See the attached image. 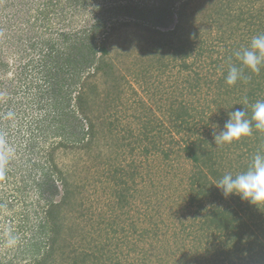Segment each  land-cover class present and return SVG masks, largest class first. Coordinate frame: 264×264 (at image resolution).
Returning a JSON list of instances; mask_svg holds the SVG:
<instances>
[{
	"label": "trees",
	"instance_id": "16d2710c",
	"mask_svg": "<svg viewBox=\"0 0 264 264\" xmlns=\"http://www.w3.org/2000/svg\"><path fill=\"white\" fill-rule=\"evenodd\" d=\"M37 1L27 4L24 0H8L0 10L3 14L18 2L28 7L25 14L21 9L14 13L11 10L14 18H7L5 22L0 20V31L8 33L5 38L8 40H5V33L0 32V98L9 96L4 102L0 101V139L15 145L14 149L0 146V156H10L8 163L0 164V173L11 181V190L0 196V204L12 208L19 198L25 199L30 190L37 194L36 201L31 203L36 223L24 214V224L20 228L32 236L19 251L22 257L17 258L29 259L25 264H89L85 252L81 251L84 254L79 253L80 257L75 255L76 248L80 247H75V243L72 245L66 239V233L78 230L82 234L80 241L84 242L89 235H100L110 224L117 230L107 218V212L98 209V206L112 202L129 222L130 235L136 246L153 240L160 245L166 244L169 251L170 241L175 242L184 264H264V207L258 209L235 195L225 197L217 188V182L224 174L245 171L257 152L264 153V130L253 128V134L239 142L214 144L211 127L219 125L217 131L221 130L228 113L240 108L250 119L251 106L264 100V67L258 75L245 69V75L250 77L247 81L239 80L234 86L225 83L229 67L232 64L239 66L233 53L249 44L234 45L232 41L229 45L224 44L230 33L224 38L223 29L218 27L216 41L226 47L222 56L214 59L215 47L210 42L212 28L205 34L191 27V36L182 38V25L194 14L188 12L193 7L188 6L191 0H154L152 3L149 0ZM215 1L213 5H218L221 13L226 12L221 20L210 17V24L216 25L218 20L221 26L226 23L224 27L235 32L238 28L234 30V27L242 23L247 29L245 34L251 38L264 33V7L262 11L254 8L258 0L250 1L251 7H246V13L238 7L239 13L235 17L228 13L233 8L231 0ZM212 2L209 0L210 4ZM174 19V28L166 33L162 31L166 20L171 22ZM19 23L23 27L13 25ZM72 25L76 28L73 29ZM129 25L143 27L150 33L147 47L142 46V50L146 55L158 58L155 67H141L139 70L135 67L138 66L137 59L133 60V65L125 71L135 79L140 74H166V106L160 107L166 116L162 146L145 111L133 116L125 113L126 106L121 114L122 106L117 109L119 115L115 119L103 116L111 109L109 104L113 107L117 102L123 104L130 101L131 96L132 101L138 94L133 88L130 90L132 95L125 94L128 81L120 73L121 65L109 59L106 46L119 29ZM207 34L208 39L205 37L197 44L193 43V38L200 39ZM162 37H166V42L161 40ZM5 47L28 58L23 64L15 60L18 66L14 82L8 79L6 69L10 65L2 58ZM98 77L105 78L109 85L101 99L107 106L102 109V116L96 117L91 111L94 110L93 103L101 96ZM5 82L9 86L6 87ZM245 97L248 104L242 103ZM129 116L136 121L135 127H131L129 121H124L125 126L121 125L124 124L122 119ZM21 139L23 142H17ZM101 142L114 144L110 155L123 156V150L128 149L129 156L135 154L139 159L136 164L128 165L131 168L127 172L108 159L103 164V172L85 179L76 176L75 170L72 174V170L60 162V156L68 153V149L87 152L99 148ZM13 157L18 159V164ZM183 159L191 163L192 169L189 175L177 179L173 173ZM154 161L160 163L153 170ZM162 163H166V175L159 174ZM141 171L146 176L151 175L150 183L155 177L166 179V189L155 186V192H146L157 198L154 204L147 200L150 198L139 187H128L129 180L140 177ZM143 179L142 175L140 182H144ZM88 189L94 196L91 203L86 201L90 207L76 197H84ZM180 190L185 192L181 195L185 196L182 201L178 194ZM129 199L136 202L138 199L139 202L133 206ZM93 205L98 209L97 213L91 210ZM162 207L166 208V213ZM130 209L135 210L134 221L130 219ZM72 215L76 216L75 219ZM89 215L93 218L87 219ZM175 225L179 226L178 231ZM111 230L112 234L116 233ZM188 238L193 239V255L183 252ZM128 244V237L124 234L120 245L127 248ZM112 246L111 255L117 250V245L112 244L110 248ZM68 248H71L72 255H69ZM98 252L92 256L100 260L97 256L102 257L103 253L101 249ZM143 252L142 247L140 253ZM169 255L176 254L170 252ZM15 261L11 257L5 264H16Z\"/></svg>",
	"mask_w": 264,
	"mask_h": 264
},
{
	"label": "rangeland",
	"instance_id": "374dc122",
	"mask_svg": "<svg viewBox=\"0 0 264 264\" xmlns=\"http://www.w3.org/2000/svg\"><path fill=\"white\" fill-rule=\"evenodd\" d=\"M0 1H1L0 2V10H1L2 8L1 5H4L8 0H0ZM31 1L32 0H24V2L27 4H29ZM42 1L44 0H39L37 2L42 3ZM153 1L154 0H149L150 3H152ZM212 1L213 2L210 4L209 0H191L188 6L192 5L193 7L191 9H188V12H190L189 14H192V13L194 14L191 16V18H189L187 23L182 25L183 31L181 32V37L186 38V37L191 36L192 34L190 30L191 27L192 29H194L195 27L198 30L203 31L205 34L207 31H209L212 28L213 30L211 29V31L213 32V35L211 36L212 41L210 42L212 46L215 47V50H214L215 53L214 55H212L214 56L212 58L215 59L216 57L222 56V54L224 53L225 47H226L224 44L229 45L230 41H232L234 45L240 44L242 46H245L250 43L251 37L245 34L247 32V29L243 27L242 23L239 26L237 25L238 27H234V30L238 28L235 32H231L230 29L225 28L224 24L226 23H222L223 25L221 26V23L220 22L218 23V20L219 19L221 20L222 14H224L226 11L224 13H221V8L218 7V5L216 6V4L213 5V3L216 1L215 0H212ZM231 1L233 3V8L232 10L230 9L228 13L232 17H235V15L239 13L237 11L238 7H240L241 10L243 9L242 11H245L246 13V10H247L246 7L248 6L251 7V2H252V0H231ZM98 2H100V0H98ZM25 6L27 5L21 4V2L16 3L15 7L11 9L12 13H14L16 9H21L23 11V14H25V11L28 8ZM36 6H38L37 3H36ZM39 7H42V4H40ZM262 7H264V0H258L257 4H255V7H254L256 9L255 11H259V10L262 11L263 10L261 9ZM90 8H91V5H90ZM8 10L10 9H6L4 10L5 13L0 14V20L5 22L7 18L13 17V14H11V10L10 11ZM183 14L185 13L183 12ZM84 17L87 18L85 15ZM185 17L187 16L185 15ZM210 17H218L216 25L215 23H211V24L209 23ZM244 17H246V15ZM19 22H22V20H19ZM165 24H166V27L162 31L166 33L167 30L174 28V26L176 25V19L171 20V22L166 20ZM13 25L15 27H23L22 23L13 24ZM218 27H221V29H223L221 32L225 33L224 38H227L228 34L230 33V38L226 42H224V44L216 41V39L218 40V37H219V33L216 30ZM72 28L75 29L76 27L72 25ZM142 28L143 27H138L136 25H133V26L129 25L126 28H121L119 29L117 35L113 36V38H111L108 44L106 45L110 53L109 59L114 60V62L117 65L118 64L119 66L121 65L120 73L122 75H125L128 81V85L125 86V89L127 88L128 90L126 91L125 94L128 97L129 95H132V93L130 92L131 88L137 90L138 94H136V96L134 95L132 101H131L132 96L130 97L131 102L127 101V102H124L123 104H120L117 102L114 107L112 106V104H109V107H111V109L107 110L103 114V116L108 117L109 119H113V118L115 119L116 116L119 115V112L117 111V109H119L122 106L123 108H121L120 110L121 114H124V110L126 106H128L127 107L128 110L125 111V113L126 114L130 113L133 116H134V113L141 115V111H145L144 113L150 116L149 119L151 120L152 125L155 126L154 130L157 131V136H160L159 142L161 143V146H162L164 144V135L162 133H164L165 131L164 128L166 126V116L161 112L160 107L166 106V74L165 72L160 73V74L159 72H153L150 75L140 74L139 78L135 79V76L133 77L129 73H127V71H125V69L128 70L131 67V65H133V60H136V59H137L136 63L138 66H135V67L138 70L142 69L141 67H145V69H148L152 65L154 67L155 65H157L158 57L146 55L145 51L142 50V46L144 48L147 47L146 40H150V33L146 32ZM224 28L226 30H224ZM0 32L5 33L3 34L4 39L8 37L7 32L5 31H0ZM205 37H207L208 39V34L207 36L206 35L201 36L200 39L193 38L194 40L193 43L197 44L200 40L206 39ZM155 38H158V37H155ZM5 40H8V39H5ZM161 40L163 42H166V37H162ZM140 57H143V58L139 59ZM2 58L4 59V61L9 63L10 65L6 69V71L7 73H9L8 79L13 80L14 82V77L17 76L16 67L18 66V63L21 62V64H23L26 62V59L28 58L26 56L23 57L21 52L14 53L13 49L10 47L4 48V53L2 55ZM16 59H18V63L15 61ZM116 64L115 66H117ZM1 77H2V74H0V78ZM97 80H98L101 96H100V99L97 100L96 102L94 100L96 105L93 103L92 109L94 110L91 111L92 116L95 115L96 117L99 115L102 116L101 114L102 109H105L107 106V104L101 99H102V96L107 91L108 85H109L108 83H106V79L103 77H98ZM4 84L6 87L9 86L7 82H5ZM8 97L7 96L1 97L0 101L4 102V100ZM135 100L137 102H135ZM139 100H140V103L138 102ZM95 121H98L97 118ZM105 121L107 122L106 119ZM124 121L131 122V125H130L131 127L136 126V121H134L133 118H131V116H129L128 118L124 120L122 119L121 123H124V124H121V125L123 126H125L126 124ZM23 123H25L24 120H23ZM23 127L25 131L26 128L25 126ZM159 131H161V133H159ZM17 142H23V141L21 139ZM0 146H3V147L12 146L13 149L15 148V145H12V144L10 145L9 143H7V140H4V139L2 140L0 139ZM113 148H114V144L111 146L110 142L108 143L101 142L99 145V148H95L87 152H85L84 150H72L71 151L68 149L67 151L68 153L60 156L61 158L60 162L63 163V165L67 166L68 170H72V174H74V170H75L77 172L76 176L79 175L81 179H85V177L87 176H91V177L95 176L97 172H103L102 171L104 169L103 164L106 163L108 159L114 165H117V163L118 165H121V167L124 168L125 170L124 172H127L131 168L128 166L130 165V163L133 162L134 164H136V162L139 159V157L135 156V154L129 156L130 152L128 149L123 150V156H120L119 154L115 156L110 155L109 151H111V149ZM20 149H21V146H20ZM121 154H122V151H121ZM0 157H1L0 164L3 166L6 163H8L7 159H9L10 156L8 157V154H6L5 156H0ZM101 157H102V160H100ZM123 157H125L124 160H123ZM13 159L16 161V164H18V159L15 157H13ZM183 160L184 161H180V163H177V166L175 167L176 171L174 172L176 174L173 173V175H175L177 179H180L181 177L189 175L192 169L191 163L188 160H185V159ZM97 163H100V166H98ZM159 163H157V161H154L151 165V168L154 170L156 168L155 166L159 165ZM130 172L131 171H129V173ZM141 172L142 173L140 177L142 175L144 176V179H143L144 182H140V177L137 178L134 176V180L133 181L129 180L128 182V187L130 189L139 187L142 193L147 196L149 194H147L146 192H150L152 194L153 192L156 191V190L154 191L155 186H157L158 189L160 190L166 189L165 177L163 178V180H162V177H158V178L155 177L153 182L150 183L149 179H151V175L146 176L147 174L144 171H141ZM159 174L166 175V163L160 164ZM5 176L6 175L0 173V196H2L3 193L5 195L8 191L11 190L10 178H7V177L5 178ZM92 192L93 191L91 189H88L87 191L84 192L85 198L81 195H77L76 197H78V201L80 203H83L84 201L85 206L86 205L89 206L91 203V200H93L94 198V196L92 195ZM183 193L185 192L181 190L178 191V194H180L179 196L183 195ZM178 194H177V197H179ZM36 196L37 194L33 190H30L28 196L25 199H23V197L19 198L18 203L16 201L13 204L12 208L10 207L8 208V206L0 204V262L2 264L7 263L8 259H11V257H14V259H16L15 261L16 264H25V260L27 261L29 260V259L22 260V259L17 258L18 256L22 257V255L19 254V251H21V249L24 248L23 243L29 240V238L32 236V234L30 233H23L20 228L24 224L23 223L24 214L25 216L28 215L30 217V220H33L34 223H36V220H35L36 218L33 212L34 207L31 204L36 201ZM18 197H20V194H18ZM148 197L150 198V200L149 199L147 200L151 204H154L156 197L155 196H148ZM184 198L185 196L184 197L181 196V201ZM86 201H90V203ZM137 201L139 202L138 199ZM129 202L133 206H135L138 203L134 199H129ZM112 206L113 204L111 202L110 205H102V206L100 205V207L98 206V209L101 210L102 213L107 212L106 213L107 218L110 220V222L113 225L117 226V230L113 228L110 224L108 228H103V230L100 232V235H95V234L89 235L84 242L80 241L82 238L81 237L82 234L81 233L79 234L78 230H74L71 232L68 231L66 233L67 235L66 239H68V241L72 243V245L73 243H75V247L76 246L80 247V248H76L77 253H75V255L80 257L81 256L80 254H84L80 252L81 251L85 252L88 255L87 259L89 260L88 262L89 264H184L181 262V254L180 255L178 254L180 252L176 251L175 242L170 241L169 245H171V248L169 251L166 250V244L160 245L158 241H153V240H149V241L147 240V242L145 243L146 245L140 244L136 246V243H134L133 241L134 239L133 236L130 235L131 234L130 232L132 231V229L129 226L130 225L129 222L125 220V216L121 214V211H119L117 207H114V206L112 207ZM182 206L184 207L185 204L183 203ZM128 208H130V205L128 206ZM96 209L97 208H95V205L91 207V210H93L94 213L98 212V209L97 210ZM162 209H163V212L166 213V208L162 207ZM131 210L132 209H130L129 211L130 219L134 221L135 210L134 211H131ZM163 215H166V214H163ZM89 218H93V215L87 216V219ZM83 219L87 220L84 217ZM78 221L79 219L76 220V223ZM79 223L80 225L81 224L83 225L82 222H79ZM88 227H89V224H88ZM121 227H123L124 230H122ZM175 227L177 228L179 226L175 225ZM85 229H87L86 226H85ZM111 229H114L116 233L112 234L113 230ZM176 231H178V228L176 229ZM12 232L14 233L12 234L14 238L11 237ZM124 234L127 235L128 240H129V244L127 248L120 245V239ZM192 240H193L192 238H188L185 243V247L183 250L185 255H191V254L193 255L195 253V249L193 248L194 243L192 242ZM151 242H152V246L150 245ZM112 244L117 245L116 253H114L113 255H111V249L113 248V246L110 248ZM142 247L144 248L145 252L140 253V250L142 249ZM98 249H101V252L103 253L102 257L97 256L99 257L100 260L94 259V257L92 256V255H98L99 253ZM68 250H69V255H72V253L70 252L71 248H68ZM96 251H97V254H96ZM170 252H174V254L176 255L174 256L169 255ZM108 256H110V258H108ZM59 258H60L59 255H57L56 259L59 260ZM188 259L192 260L191 257H188ZM71 262L72 261H70V263Z\"/></svg>",
	"mask_w": 264,
	"mask_h": 264
},
{
	"label": "clouds",
	"instance_id": "9594fccd",
	"mask_svg": "<svg viewBox=\"0 0 264 264\" xmlns=\"http://www.w3.org/2000/svg\"><path fill=\"white\" fill-rule=\"evenodd\" d=\"M239 66L232 64L225 76V83L234 86L237 81L250 79L245 75V69L253 74H259L264 67V33L251 38L249 45L233 53ZM248 104L245 97L242 101ZM249 119L243 108L228 113V118L219 131V125H211L214 144H231L239 142L253 134V128L264 130V100L256 101L252 106ZM254 122V123H253ZM217 188L225 197L235 195L242 201L256 208L264 207V153L257 152L245 171L224 174L217 182Z\"/></svg>",
	"mask_w": 264,
	"mask_h": 264
}]
</instances>
